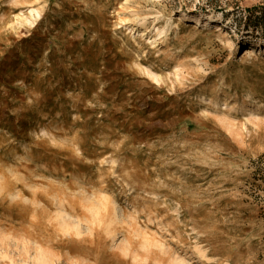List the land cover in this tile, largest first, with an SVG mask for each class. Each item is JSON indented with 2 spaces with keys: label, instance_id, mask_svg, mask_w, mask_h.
I'll return each mask as SVG.
<instances>
[{
  "label": "rangeland",
  "instance_id": "rangeland-1",
  "mask_svg": "<svg viewBox=\"0 0 264 264\" xmlns=\"http://www.w3.org/2000/svg\"><path fill=\"white\" fill-rule=\"evenodd\" d=\"M259 157L264 0H0V264H264Z\"/></svg>",
  "mask_w": 264,
  "mask_h": 264
},
{
  "label": "trees",
  "instance_id": "trees-1",
  "mask_svg": "<svg viewBox=\"0 0 264 264\" xmlns=\"http://www.w3.org/2000/svg\"><path fill=\"white\" fill-rule=\"evenodd\" d=\"M250 21V20H249ZM251 26L248 24H245V28L249 29L248 27ZM254 165H255V173L259 174V176H261V178L264 180V161L262 157H259L258 160L254 161Z\"/></svg>",
  "mask_w": 264,
  "mask_h": 264
},
{
  "label": "bare ground",
  "instance_id": "bare-ground-1",
  "mask_svg": "<svg viewBox=\"0 0 264 264\" xmlns=\"http://www.w3.org/2000/svg\"><path fill=\"white\" fill-rule=\"evenodd\" d=\"M207 21V20H206ZM207 23V25H210L212 28L213 27H215L216 26V22L215 21H211V22H206ZM253 40H260V41H258L257 43H253L251 46L253 47V46H257L258 44H261V42L263 41V39L262 38H256V39H252L251 40V42L253 41ZM155 41V40H154ZM198 97H199V99L198 100H202V99H206V97H204L203 95H197Z\"/></svg>",
  "mask_w": 264,
  "mask_h": 264
}]
</instances>
